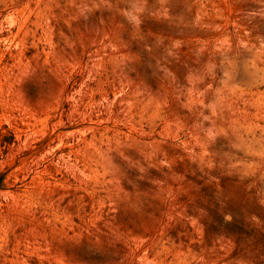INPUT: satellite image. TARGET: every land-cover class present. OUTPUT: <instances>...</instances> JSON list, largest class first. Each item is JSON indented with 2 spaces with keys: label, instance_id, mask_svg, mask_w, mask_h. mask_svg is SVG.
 I'll use <instances>...</instances> for the list:
<instances>
[{
  "label": "rangeland",
  "instance_id": "1",
  "mask_svg": "<svg viewBox=\"0 0 264 264\" xmlns=\"http://www.w3.org/2000/svg\"><path fill=\"white\" fill-rule=\"evenodd\" d=\"M0 264H264V0H0Z\"/></svg>",
  "mask_w": 264,
  "mask_h": 264
}]
</instances>
